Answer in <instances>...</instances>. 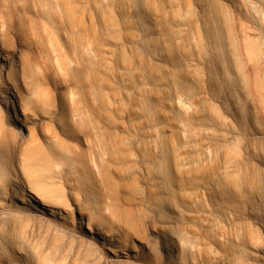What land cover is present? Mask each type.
Listing matches in <instances>:
<instances>
[{
    "label": "rangeland",
    "instance_id": "374dc122",
    "mask_svg": "<svg viewBox=\"0 0 264 264\" xmlns=\"http://www.w3.org/2000/svg\"><path fill=\"white\" fill-rule=\"evenodd\" d=\"M0 21L36 123L33 152L0 156L5 176L143 250L123 264H168L165 235L183 264H264V0H0ZM5 203L0 237L15 223L8 246L32 264L110 261L72 223H20Z\"/></svg>",
    "mask_w": 264,
    "mask_h": 264
},
{
    "label": "bare ground",
    "instance_id": "6f19581e",
    "mask_svg": "<svg viewBox=\"0 0 264 264\" xmlns=\"http://www.w3.org/2000/svg\"><path fill=\"white\" fill-rule=\"evenodd\" d=\"M17 15L21 31L29 30L34 33L36 22L34 20L28 22L21 17L20 12ZM5 29L8 30L7 21H0V104L3 106L0 115V156L28 155L36 148L35 139L28 138V132L36 125L34 118L31 117V108L35 101L28 97L27 106L19 109L18 98L21 89H23V84H21L23 75L22 70H20L21 44L18 40L17 44L2 42ZM253 43L251 42L252 48L249 50H252L250 53L252 55L253 52V57L256 58L260 56L261 51L258 47L259 44L256 42L258 45L256 43L252 45ZM7 125L10 130L5 128ZM5 173L0 171V196L5 200L9 210L15 207L21 209L20 212L14 213L19 217L20 223L23 218L27 217V214H36L43 218L38 221L40 226L45 224L50 227V223L54 220H61L66 224L70 222L76 231L84 233L94 244H100L104 247L106 254L110 257V261L106 264H123L128 258H138V260L142 258L143 250L127 249L122 245L117 233L97 224V222L86 221L85 216L88 215V208L81 207L77 202H74V207L62 203L59 199L60 194L55 193L52 187H43L44 189L41 191L33 186H27L25 184L26 178L21 173L13 172L12 176H5ZM2 210L0 205V212ZM69 216L72 219L67 221ZM15 225L14 223V225L1 231L0 239L5 246H8L10 240L13 239L12 233L14 231L12 228ZM172 238L173 236H162L158 242V247L169 251L168 264H183L172 255L176 247ZM142 249L149 250L147 245H142ZM32 258V253L22 248L17 249V247L8 246V248L0 249V264H32Z\"/></svg>",
    "mask_w": 264,
    "mask_h": 264
}]
</instances>
